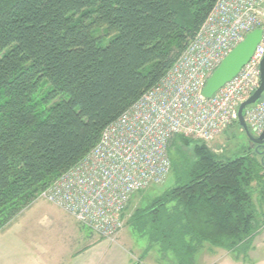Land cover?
<instances>
[{"label":"trees","instance_id":"16d2710c","mask_svg":"<svg viewBox=\"0 0 264 264\" xmlns=\"http://www.w3.org/2000/svg\"><path fill=\"white\" fill-rule=\"evenodd\" d=\"M215 2L0 0V231L160 81ZM101 30L114 34L105 46ZM168 150L174 184L128 220L148 236L146 251L180 264L206 245L245 255L264 227L260 155L249 147L223 160L184 134Z\"/></svg>","mask_w":264,"mask_h":264},{"label":"built area","instance_id":"2783aa9c","mask_svg":"<svg viewBox=\"0 0 264 264\" xmlns=\"http://www.w3.org/2000/svg\"><path fill=\"white\" fill-rule=\"evenodd\" d=\"M264 25V0H216L194 37L160 81L102 131L99 141L38 199L70 213L92 233L113 240L132 196L165 181L169 142L184 134L211 143L239 123V107L261 83L264 32L250 60L211 97L207 79L245 35ZM255 135L264 130V97L247 106ZM222 148L214 152L222 151Z\"/></svg>","mask_w":264,"mask_h":264},{"label":"rangeland","instance_id":"374dc122","mask_svg":"<svg viewBox=\"0 0 264 264\" xmlns=\"http://www.w3.org/2000/svg\"><path fill=\"white\" fill-rule=\"evenodd\" d=\"M96 36L99 43L105 46L114 34H105L101 30L96 33ZM249 143L246 132L237 122L209 143V146L213 151L222 148V151L216 153H221L223 160H229L248 151L251 146ZM183 150L191 156L193 144L183 146ZM173 184L174 178L172 173H169L164 182L152 184L132 196L125 212L122 229L113 240L105 238L101 243L104 264L127 263L129 260L137 261L142 258V252L148 245L149 239L147 235L140 234L128 223L129 217L137 206H142L150 197L153 198L156 194L167 191ZM254 185L256 188L255 202L263 217L264 193L260 192L261 185L259 186L258 183ZM6 228L0 231V264H65L69 252L83 244H77L75 247L77 232L79 230L89 231L87 227L81 226L73 215L44 199H37ZM97 237L100 238L98 235ZM253 243L264 247V227L254 237ZM152 251V253H158L156 250ZM159 256L161 257L160 254Z\"/></svg>","mask_w":264,"mask_h":264},{"label":"crops","instance_id":"0c3cea01","mask_svg":"<svg viewBox=\"0 0 264 264\" xmlns=\"http://www.w3.org/2000/svg\"><path fill=\"white\" fill-rule=\"evenodd\" d=\"M75 238L77 239L75 247H77V244H83L69 252L70 254L66 258L65 264H104L101 247L103 239L98 238L90 230L88 232L79 230ZM152 252H147L145 247L140 260H129L127 263L117 262L116 264H180L178 261L164 258L163 256L160 257L159 253ZM132 256L135 257L134 255ZM193 264H264V247H259L253 243L252 248L239 258L230 250L206 245L197 252Z\"/></svg>","mask_w":264,"mask_h":264},{"label":"water","instance_id":"95a60500","mask_svg":"<svg viewBox=\"0 0 264 264\" xmlns=\"http://www.w3.org/2000/svg\"><path fill=\"white\" fill-rule=\"evenodd\" d=\"M263 32L264 25L263 27H257L248 32L244 39L224 57L219 66L207 79L202 92L205 97H211L217 90L228 81L232 80L240 72L253 55L258 43L262 39ZM260 69L261 83L259 87L240 104L239 125L246 132L249 141L253 143L251 147L257 144L254 148V152L262 155L261 162L264 165V130L260 135H254L245 120L247 106L255 103L264 93V57L261 61Z\"/></svg>","mask_w":264,"mask_h":264},{"label":"flooded vegetation","instance_id":"af4514ba","mask_svg":"<svg viewBox=\"0 0 264 264\" xmlns=\"http://www.w3.org/2000/svg\"><path fill=\"white\" fill-rule=\"evenodd\" d=\"M250 144H253V143L250 142V143H249V146H250ZM256 145H257V144H254V147H251V146H250V148H251L252 151H254V148H255ZM258 155H260V154H258ZM260 157H262V155H260Z\"/></svg>","mask_w":264,"mask_h":264}]
</instances>
